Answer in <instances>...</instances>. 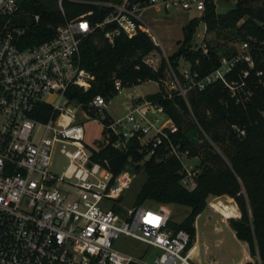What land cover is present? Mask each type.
<instances>
[{"label": "built area", "instance_id": "built-area-1", "mask_svg": "<svg viewBox=\"0 0 264 264\" xmlns=\"http://www.w3.org/2000/svg\"><path fill=\"white\" fill-rule=\"evenodd\" d=\"M47 1L62 20L47 23L49 37L24 44L26 16L35 23L42 10H32L26 0H0V264H194L188 231L171 226L169 210L162 202L147 200L123 207L118 200L135 175L133 164L151 155L179 158L185 171L181 183L187 188L194 185L195 171L183 161L189 157L188 150L171 140L175 126L162 106L154 99L130 94L124 112L114 115L104 110L103 96L91 97L89 106L96 112L102 109L92 120L101 131L117 136L111 145L126 150L127 140L135 139L137 151L142 152L136 161L128 155L123 166L112 172L105 159L91 158L92 151L98 150V137L87 143L82 125L66 122L72 116L66 112V103L81 105L65 90L71 85L86 89L93 77L81 65L80 46L85 37L99 32L112 44L120 34L130 37L142 31L161 49L149 23L155 8H172L193 17L201 14L207 0ZM152 51L156 50L145 54L143 61L156 68ZM240 62L245 67L236 72ZM253 66L250 41L242 39L207 74L198 76L184 66L179 75L171 70V81L182 96L190 88L202 89L220 81L235 101H241L249 91L241 98L237 90ZM254 74L263 83L262 70L255 69ZM113 86L116 91L121 87L118 78ZM42 106L47 111L40 118ZM236 130L243 133V129ZM54 142L66 158L59 173L49 167ZM121 235L145 247L140 252L116 247L114 240ZM150 254L149 260L142 258ZM234 264H264V256L255 248Z\"/></svg>", "mask_w": 264, "mask_h": 264}, {"label": "trees", "instance_id": "trees-1", "mask_svg": "<svg viewBox=\"0 0 264 264\" xmlns=\"http://www.w3.org/2000/svg\"><path fill=\"white\" fill-rule=\"evenodd\" d=\"M26 4L32 10H42L43 15L35 23L26 16L28 27L23 35L24 44L49 37L51 28L47 23L62 20L60 14L47 0H26ZM79 7L75 6L74 10ZM198 20L204 22L205 31L228 29L239 40L249 39L254 66L249 68L243 87L237 90L241 98L245 90L249 91L241 101H235L220 81H213L202 89L190 88L185 96L163 88L164 68L169 65L179 75V57L186 61L191 71L203 76L218 65L221 55L234 51L235 47L219 51L208 41L190 46ZM181 34L177 47L165 58L161 57L156 68L147 65L143 56L159 48L142 31L130 37L120 34L112 44L99 32L85 37L80 46V60L93 77L86 89L71 85L65 94L93 114L94 110L89 106L91 97L94 94L105 99L112 97L117 92L113 86L115 78L121 86L134 85L144 79L157 81L158 89L144 97L154 99L162 106L175 126V131L170 134L171 140L186 148L188 156L198 158L195 168L199 171L192 177L193 187L187 188L181 183L185 171L180 159L174 155L161 159H154L151 155L141 164L134 163V169L140 167L145 175L132 204L147 199L187 206L184 217L170 224L174 228L186 229L190 244L194 234L193 220L204 208L207 196L225 194L233 199L239 213L227 218L228 225L237 238L246 242L249 254L257 248L264 256V0H234L233 5L223 12H217L215 3L207 0L200 15L182 24ZM240 67L245 64L237 63L235 71ZM255 69L262 70L260 80L263 83L255 76ZM232 75L238 77L237 73ZM206 106L208 111L203 113L202 108ZM42 107L44 113L39 115L40 118L45 117L47 111L46 106ZM104 113L103 121L106 122L108 117ZM236 127L243 129V133H238ZM116 138L114 133L103 129L97 139L98 150L91 153L93 159H105L112 172L123 166L128 155L135 161L142 156V152L137 151L135 139L127 140V149L122 150L111 145Z\"/></svg>", "mask_w": 264, "mask_h": 264}, {"label": "rangeland", "instance_id": "rangeland-1", "mask_svg": "<svg viewBox=\"0 0 264 264\" xmlns=\"http://www.w3.org/2000/svg\"><path fill=\"white\" fill-rule=\"evenodd\" d=\"M234 3V0H215V9L217 12H223ZM155 17L149 19L152 30L159 38L162 48L151 52L155 63H159L161 57L165 58L171 53L179 44L182 38L181 26L192 16L183 11H176L172 8L167 11L161 8H155ZM208 41L214 44L219 51L231 50L232 47L240 41L239 38L234 37L231 30L228 29H214L205 31L204 22L198 20L195 26L190 46L196 47L202 45L203 42ZM187 66V63L181 57L178 58V68ZM173 75L169 65H166L161 80L162 86L165 90L171 91L175 88L172 85ZM158 89L157 81L153 79H144L137 85L121 86L112 97L106 99V106L104 110L110 114L120 115L125 110V103L129 100L130 94H146L154 92ZM66 112L72 114L67 116L66 122L80 123L83 129V140L87 143H92L101 133L99 123L92 120L93 116L102 110L94 111L93 114H87L81 106L68 101L65 105ZM203 113H207L208 107L202 108ZM96 112V113H95ZM158 115V112L154 113ZM68 115V114H67ZM59 143L54 142L51 147V158L49 167L59 173L64 168L66 158L58 150ZM184 163L189 170L194 169L198 163L196 156H189L187 159L183 158ZM199 171L198 168L194 170ZM144 171L139 167L135 170V175L132 183L123 192L120 203L123 207L131 205L134 194L138 189L140 183L144 179ZM147 201L145 199L143 202ZM220 202L221 205L213 207L212 202ZM163 206L169 210L170 219L173 222H179L186 214L187 206L179 203H163ZM233 214H236L233 216ZM238 209L233 199L225 194L208 195L204 208L195 216L193 220L194 234L190 245V257L194 264H234L243 260L248 255L246 242L237 238L233 229L228 225V217L238 216ZM115 246L121 249H131L140 252L145 245L133 238L127 236H119L114 240ZM151 254L143 256V259L149 260Z\"/></svg>", "mask_w": 264, "mask_h": 264}, {"label": "crops", "instance_id": "crops-1", "mask_svg": "<svg viewBox=\"0 0 264 264\" xmlns=\"http://www.w3.org/2000/svg\"><path fill=\"white\" fill-rule=\"evenodd\" d=\"M134 85H137V84H134ZM134 95H140V96H144L145 94H134ZM230 198V197H229ZM212 205H213V207H216V206H219V205H221V203L220 202H212ZM236 214H233V216H235Z\"/></svg>", "mask_w": 264, "mask_h": 264}]
</instances>
